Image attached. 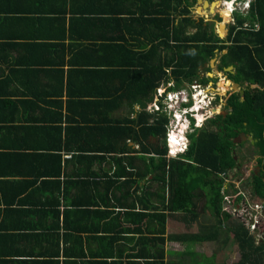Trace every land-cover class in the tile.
Wrapping results in <instances>:
<instances>
[{
  "label": "crops",
  "instance_id": "1",
  "mask_svg": "<svg viewBox=\"0 0 264 264\" xmlns=\"http://www.w3.org/2000/svg\"><path fill=\"white\" fill-rule=\"evenodd\" d=\"M158 2L0 0V264H156L154 244L139 243L141 233L157 230L138 215V199L147 208L156 201L152 176L139 183L123 176L145 169L137 158L128 164L113 162L120 153L92 157L114 132L108 125L141 111L139 102L111 107L120 93L106 91L124 89L129 74L117 72L141 62L125 46L147 51L165 28ZM128 145L129 156L145 154ZM170 221L167 235L174 233ZM197 244L167 241L166 260L198 253Z\"/></svg>",
  "mask_w": 264,
  "mask_h": 264
},
{
  "label": "trees",
  "instance_id": "2",
  "mask_svg": "<svg viewBox=\"0 0 264 264\" xmlns=\"http://www.w3.org/2000/svg\"><path fill=\"white\" fill-rule=\"evenodd\" d=\"M159 1L155 14L166 16L162 19L165 28H159L157 24L156 42L152 41L150 48L143 52L125 46L129 54L144 64L127 62L129 72L126 69L117 72L129 74L125 78L128 79L125 88L106 91L108 96L120 93V101L111 103V107L120 106L122 102H139L141 111L135 119L125 118L108 125L114 132L109 133L104 147L96 148L102 149V154L89 158L105 160V152L120 153L121 158H112L114 163L129 164V159L137 158L145 165V169L139 172L124 170L123 176L138 177L136 183L152 176L147 182L151 188L155 183L151 195L156 201L151 208H147L143 198L138 199L140 206L144 205L138 215L139 223L145 219L155 221L157 230L148 235L141 233L139 243L149 241L154 244V254L149 253V256L156 260V264H264V240L256 244L249 230L221 209L224 184L221 174L239 166L238 150L245 142L236 143L235 139L241 136L252 137L253 142H246L259 156V171L252 173L248 185L244 187H250L256 196L264 198V0H255L246 16L235 13L236 24L230 27L226 40L218 37L214 21L206 22L204 18L192 14L197 0ZM169 10L172 18L168 16ZM215 19L221 21L219 16ZM246 21L249 23L244 26ZM255 23L259 26L255 27ZM224 34L225 31L221 35ZM217 57L220 59L219 70L233 68L226 73L230 80L244 89V94L231 91L227 99L228 113L211 117L203 127L188 133L186 151L170 158L166 143L170 119L166 113L150 112L147 107L153 102L157 89L171 81L174 86L168 88L169 91L196 80L207 84L212 79L200 77V70L210 72V61ZM150 137L156 139L154 145L148 140ZM120 139L121 146L117 142ZM128 142L139 144L145 154L129 156L134 151ZM146 153L153 155L148 157ZM137 191L134 189L133 193ZM140 193L143 195L146 191ZM202 199L204 204L201 208L205 207L209 215L204 220L198 205ZM169 218L183 223L188 231L167 235ZM193 227L196 230H192ZM229 238L240 251V259L235 263L217 262L215 255L206 257L190 251L187 252L189 255L178 253L176 260H166L167 241L186 244L223 241L226 244ZM143 255L146 257L148 254ZM186 257L190 261L186 262Z\"/></svg>",
  "mask_w": 264,
  "mask_h": 264
},
{
  "label": "rangeland",
  "instance_id": "3",
  "mask_svg": "<svg viewBox=\"0 0 264 264\" xmlns=\"http://www.w3.org/2000/svg\"><path fill=\"white\" fill-rule=\"evenodd\" d=\"M195 8H192V10H195ZM223 11L224 10L221 9V10H219V12H217V11L216 12L222 14ZM197 12H198V10H197ZM222 16H223V14H222ZM210 19H214V18L209 16L208 18H205V21L207 22ZM228 19H229V17H224L223 23H220V24H222L220 26L221 28L219 27L220 31L219 30L216 31L218 33L217 35L219 37L224 31L226 34L225 22L228 21ZM225 37L227 38L226 35L224 36V38ZM217 59H219V57L213 59V60H215L214 66L212 67L210 65V68H211L210 72H207L204 69L200 70V73H201L200 77L201 76H208L212 79L207 84H205V85H207L205 91H211L210 94L214 98L216 97V100H214V101H216L215 104H217V105H215V104L214 105L218 106V108H219L217 110V112H215V113L211 112V115L207 119L214 117L216 115H219L221 112H222V114L224 112H228V110H227V107H228L227 106V99L231 95V91H232V83L233 82H231L232 80L230 81V80L226 79V76H224V72L222 70H220L221 72L219 71V69L217 67V62H216ZM194 82H198V80H196ZM227 84L229 85V88H228L229 90H226V91L225 90L224 91L218 90V89H221V85L222 86L224 85V87L226 88ZM205 85H203V87ZM238 90L244 91V89H242V87H239ZM237 92H239V91H237ZM170 97L172 99L171 100L172 102H170V100H169V102L173 103L175 98L173 95H170ZM165 103H167V100L165 101ZM170 105H172L174 107V105H176V104H170ZM150 106L151 107L153 106L152 102L149 103V107ZM152 109H153V107H152ZM169 110H172V109H169ZM170 112L172 113L173 111H170ZM188 114L193 115V111H188L186 113V115H188ZM206 122H207V120L203 123L202 126H204L206 124ZM172 124H174V122L172 119H170V125L172 126ZM175 125L176 126L178 125L181 127L179 129L180 131H178L177 134H173V135H175V137L178 140L181 141V142H179V144H178V142L176 144L177 146H181V148H178V150H175V151L173 150L174 155L178 154L179 151H181V152H182V150L185 151L184 148H186V146H188V142H189V139L186 137L187 132L190 133L192 131L191 129L190 130L189 129L188 130L182 129V127H188V125L185 123L183 114L177 116ZM242 138H243V136H241L240 142L243 140ZM240 142H238V143H240ZM243 142H245L244 146L242 147V149L238 150V159L240 162L239 166L234 167L233 169H229L226 172L225 177H226V180L228 178L230 179V181H231V179L233 180L232 183L234 185V188H239V190H240L239 194H242V196H244V198L236 200L235 206H233V208H231V209L228 206L227 202L222 201L221 209L227 210L232 215V219L235 220L236 222L241 221V222H244L245 224H246V214H247L249 218L252 217V219L258 223V224H256V226L262 232V229H264V198H260V197L256 196L250 187L249 188L244 187V186L248 185L247 183H248V180L251 177L252 173L254 171L255 172L259 171V166H258V161H257L259 156L254 152L253 148L250 146V144L248 142H246V140H243ZM170 146L172 147V145H170ZM232 200H235V199L232 198ZM203 204H204V200L202 199L198 205H199L201 216L203 217V220H204V218L208 215V210L205 207L201 208L203 206ZM246 204H248V205H246ZM247 206L249 207L250 210H252V213H254L253 216H252V213H246L245 212L246 208H248ZM207 218L209 220V217H207ZM249 218H248V222H249ZM205 222H206V220H205ZM169 228L174 233H183L185 231H188V228L183 223L179 222L175 218H171V221L169 222ZM192 230H196V227H193ZM257 235H258L259 239L264 237V234H262V233L257 234ZM259 239L256 240V243H258ZM170 246H172L171 248H177L175 245H169V248H170ZM195 251H197L199 254L206 256V257H212L213 255H215V261H217V262L235 263L240 259L239 248H238L237 244H235V242L233 240H231V238L228 239V242L226 244L223 243V241L199 243V244L195 245Z\"/></svg>",
  "mask_w": 264,
  "mask_h": 264
},
{
  "label": "built area",
  "instance_id": "4",
  "mask_svg": "<svg viewBox=\"0 0 264 264\" xmlns=\"http://www.w3.org/2000/svg\"><path fill=\"white\" fill-rule=\"evenodd\" d=\"M205 1L211 3L210 0H205ZM216 2H219V1L218 0H212L213 4H215ZM251 3H252V0H221V4L218 5V8L222 7L221 9L225 10V8L228 7V10L230 12L229 19H228V21L225 22L226 33L228 32L229 28L231 27V21L234 24L236 23L235 17L231 19V15L232 14L235 15L236 12L242 13V14H247L249 9L251 8ZM200 9L202 11H204L205 13L200 14L199 17L204 18V20H205V18H208L210 16L209 10L206 7H204L202 3L200 5ZM217 12H219V11H217ZM217 12L215 11L213 15H216ZM192 13L195 15L198 12L194 10V12H192ZM221 16H222V14L219 15V17H221ZM223 20H224V17H223ZM223 20H221V21L214 20L215 32L218 30L220 31L219 27L222 25L220 23H223ZM227 25H229V27H227ZM245 26H247V25H245ZM220 37L223 38L222 35H220ZM173 86H174L173 82H169L166 85L158 88L157 93H156L154 100L152 102L153 103V106H152L153 109L151 106L149 107V105L147 107V109L150 112H164V113H166L167 116L169 117V119H172L174 122V124H172V126H171L170 120H169L168 129H167V133H166V142L168 145V157L177 156L178 154L174 155V151L178 150V148H181L180 146H173V148L170 146V145H172L171 144V139H172L171 136L173 134H177L178 131H180L179 129L181 128L180 126L175 125L177 116L183 114L185 123H187L189 130L191 129L192 130L191 132H193L195 128L203 127L202 126L203 123L211 115V108L213 106L217 105V104H215L216 101H214V100H216V97L214 98L210 94L211 91H205L207 85H205L203 87L202 84H200L198 82H193L192 84L185 85L184 87L176 88L174 91H169L168 88L173 87ZM188 89L193 90V92L191 94V99H188V97L185 95V91ZM170 95H173L175 98L173 103H170V102H172ZM166 100H167V103H165ZM169 100H170V102H169ZM190 101H192V104L190 107H187V103ZM170 104H176V105H174V107H173ZM197 105L199 107L196 109ZM169 109H172V110H169ZM170 111H173V112L171 113ZM188 111H194L193 115H191L192 116L191 118L189 116L185 115ZM199 117H201V118H199ZM179 152H181V151H179ZM225 175H226V173L221 174V178L224 180V185H223V190H222V198H223V201L228 203V206L231 209V208H233V206H235L236 200H238V196L239 195L241 196L240 199L244 198V196H242V194H239V191H240L239 188H234V185L232 183V181H233L232 179H231V181L229 178L226 180ZM236 190L238 191V193L235 194ZM232 198H234L235 200H232ZM246 205H248V204H246ZM222 211L228 213L232 217V215L227 210L224 209ZM245 212L246 213H252V210H250L248 207V208H246ZM253 214L254 213H252V216H253ZM248 218L249 217L246 214V224L244 222H241V221L239 223H242L244 225V227L249 230V232L254 236L255 241H256L257 239H259L257 234H261V233L264 234V229H262V232H261V230L258 229L256 226V224H258V223L255 222L252 219V217L249 218V222H248ZM263 240H264V237L260 238L258 243H260ZM258 243H256V244H258Z\"/></svg>",
  "mask_w": 264,
  "mask_h": 264
},
{
  "label": "water",
  "instance_id": "5",
  "mask_svg": "<svg viewBox=\"0 0 264 264\" xmlns=\"http://www.w3.org/2000/svg\"><path fill=\"white\" fill-rule=\"evenodd\" d=\"M200 1H201V0H200ZM202 3H203V6H204V7H206V6L209 5V3H208L207 1H204V2H202ZM213 5H214V4H211L210 7H209V11H210L211 14H213ZM224 52H226V51H224ZM214 61H215V60H213V59L210 61V65H211L212 67L214 66ZM231 69H232V67H231ZM239 87H240V86H239L238 83H234V82L232 83V90H233L234 92L239 91L240 94L243 95V94H244V91H242V90H238ZM237 88H238V89H237ZM227 90H229V89H227ZM218 109H219L218 106H213V107L211 108V112H212V113H215V112H217ZM227 113H228V112H224V113L222 114V112H221L220 114H222V115L225 116ZM242 139H243V140H250V141L253 142L251 136H243ZM235 141H236V143H238V142H240V139H236Z\"/></svg>",
  "mask_w": 264,
  "mask_h": 264
},
{
  "label": "bare ground",
  "instance_id": "6",
  "mask_svg": "<svg viewBox=\"0 0 264 264\" xmlns=\"http://www.w3.org/2000/svg\"><path fill=\"white\" fill-rule=\"evenodd\" d=\"M219 3L217 2V3H215L214 5H213V8L214 7H216L217 5H218ZM213 11H214V9H213ZM198 13H200V14H204L205 12L204 11H202L201 9H198ZM223 16L224 17H229L230 16V12H229V10H228V7L227 8H225V10L223 11ZM224 87V85L222 86L221 85V89H218V90H220V91H226L227 89H228V87L227 88H225ZM199 106L197 105V107H196V109L198 108ZM199 118H201V117H199ZM181 123V122H180ZM171 144H172V147L175 145V146H177L176 144H177V142H178V144H179V141L180 140H178L176 137H175V135H172L171 136ZM181 147V146H180Z\"/></svg>",
  "mask_w": 264,
  "mask_h": 264
},
{
  "label": "flooded vegetation",
  "instance_id": "7",
  "mask_svg": "<svg viewBox=\"0 0 264 264\" xmlns=\"http://www.w3.org/2000/svg\"><path fill=\"white\" fill-rule=\"evenodd\" d=\"M218 1H219V2H218L219 5H220V4H221V0H218ZM217 8H218V6L214 8V11H219V10H221L220 8H218V9H217ZM220 14H221V13H217L216 15H214V16H212V17L215 19L216 16H219ZM220 18H221V20H223V17H222V16H221ZM232 18H234V14L231 15V19H232ZM214 19H212L211 21H214ZM215 20H217V19H215ZM232 25H234V23L231 21V26H232ZM227 27H229V25H227ZM228 33H229V31H228ZM216 62H217V67H218V65H219V63H220V59H217ZM230 70H233V68L231 69V67H229V68L225 69L224 71L222 70V71L224 72V76H226V79H227V80H230V79H229V77H228L226 71H230ZM219 71H220V70H219ZM220 72H221V71H220ZM230 81H231V80H230ZM231 82H233V81H231ZM232 91H233V90H232Z\"/></svg>",
  "mask_w": 264,
  "mask_h": 264
},
{
  "label": "clouds",
  "instance_id": "8",
  "mask_svg": "<svg viewBox=\"0 0 264 264\" xmlns=\"http://www.w3.org/2000/svg\"><path fill=\"white\" fill-rule=\"evenodd\" d=\"M192 92H193V90H190V89H188V90L185 91V95L188 97V99H191V94H192ZM191 104H192V101L188 102V103H187V107H190ZM193 112H194V111H193ZM185 115H186V114H185ZM186 116H189L190 118L192 117L190 114H188V115H186ZM186 124H187V123H186ZM182 129H183V130H188L189 127H186V128H185V127H182ZM187 135H188V132H187ZM187 135H186V137L188 138ZM179 142H181V141H179ZM166 143H167V142H166ZM188 144H189V142H188ZM167 147H168V145H167ZM187 147H188V146H186L185 151H186ZM185 151L179 152L178 154L183 153V152H185ZM167 155H168V154H167ZM173 157H176V156H173ZM173 157L171 156L170 158H173Z\"/></svg>",
  "mask_w": 264,
  "mask_h": 264
}]
</instances>
